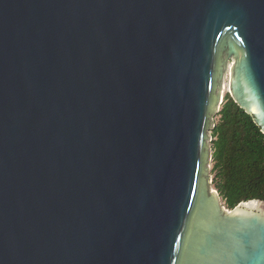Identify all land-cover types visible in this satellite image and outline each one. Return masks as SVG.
Masks as SVG:
<instances>
[{
    "label": "water",
    "instance_id": "95a60500",
    "mask_svg": "<svg viewBox=\"0 0 264 264\" xmlns=\"http://www.w3.org/2000/svg\"><path fill=\"white\" fill-rule=\"evenodd\" d=\"M226 80L264 133V0H0V264H264L208 174Z\"/></svg>",
    "mask_w": 264,
    "mask_h": 264
},
{
    "label": "trees",
    "instance_id": "16d2710c",
    "mask_svg": "<svg viewBox=\"0 0 264 264\" xmlns=\"http://www.w3.org/2000/svg\"><path fill=\"white\" fill-rule=\"evenodd\" d=\"M213 186L227 209L264 201V133L229 93L212 130Z\"/></svg>",
    "mask_w": 264,
    "mask_h": 264
},
{
    "label": "rangeland",
    "instance_id": "374dc122",
    "mask_svg": "<svg viewBox=\"0 0 264 264\" xmlns=\"http://www.w3.org/2000/svg\"><path fill=\"white\" fill-rule=\"evenodd\" d=\"M227 87V88H226ZM228 93V80H226V82H225V86H224V97H225V95ZM224 97H223V101H224ZM223 103V102H222ZM215 119V122H216V117L214 118ZM212 167H213V163L211 162V164H210V168L208 167V165H207V168H209L208 170V174H209V176L210 177H212L213 178V174H212V172H211V170H212ZM211 187L213 188V189H215L214 188V186H213V184L211 185ZM223 203V202H222Z\"/></svg>",
    "mask_w": 264,
    "mask_h": 264
},
{
    "label": "bare ground",
    "instance_id": "6f19581e",
    "mask_svg": "<svg viewBox=\"0 0 264 264\" xmlns=\"http://www.w3.org/2000/svg\"><path fill=\"white\" fill-rule=\"evenodd\" d=\"M243 206H245L247 208V210L253 211V210H256L261 205H259L257 202H251V203H247V204H245Z\"/></svg>",
    "mask_w": 264,
    "mask_h": 264
}]
</instances>
